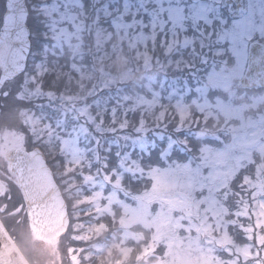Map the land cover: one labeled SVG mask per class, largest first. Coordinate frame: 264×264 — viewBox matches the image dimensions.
<instances>
[{
    "label": "rangeland",
    "instance_id": "374dc122",
    "mask_svg": "<svg viewBox=\"0 0 264 264\" xmlns=\"http://www.w3.org/2000/svg\"><path fill=\"white\" fill-rule=\"evenodd\" d=\"M243 2L244 10L237 11L225 0H125L120 10L116 0H105L110 20L96 31L100 57L117 51V57L144 68L147 94L118 92V107L100 111V121L80 103L81 96L64 95L61 99L74 106L68 129L63 121L56 128L24 113L23 120L30 119L43 135L63 139L73 187L80 178L83 185L75 190L76 221L68 246L63 239L38 242L25 214L13 217L33 264H264V92L240 88L249 44L264 41V0ZM40 9L50 19L47 35L54 47L70 46L79 57L82 0H51ZM207 29L212 35L207 41L219 44L211 53L226 50L227 59L204 69L182 53L198 51ZM132 70L112 75L102 67L97 88L127 82ZM138 109L140 123L130 130V116ZM175 113L179 119L171 123ZM107 114L110 120L104 121ZM193 133L214 141L199 146L189 160L180 155L164 166L144 168L133 155L135 149L149 152L163 139L165 156L174 148L186 151V136ZM101 142L105 149L115 145L117 162L104 159ZM243 169L238 190L232 184ZM125 172L139 174V191L127 187ZM230 197L232 209L226 203ZM106 231H118L120 240L101 243ZM236 232L244 239L234 237Z\"/></svg>",
    "mask_w": 264,
    "mask_h": 264
},
{
    "label": "trees",
    "instance_id": "16d2710c",
    "mask_svg": "<svg viewBox=\"0 0 264 264\" xmlns=\"http://www.w3.org/2000/svg\"><path fill=\"white\" fill-rule=\"evenodd\" d=\"M48 2H51V0H27L30 12L28 24L31 29L30 39L32 43L29 63L31 62L34 64L36 62H42L45 65H48L47 70H43L42 75L39 77V80L41 81V93L38 91L32 97H30L29 100V103L32 105V108H34L36 115L40 117L41 123L43 121L55 122L57 118L61 117V108L59 106L62 100H60L58 97L55 98L48 96V94L46 93L47 90H50L51 92L57 91V93H60L63 88V85H61L62 79L65 82V90L69 89V92H72V95L81 96L80 103L82 105H89V109L95 116L97 121H100L102 117V115L99 113L100 111L104 112L105 109H107V113H109L110 107L112 105H116L118 107V92L122 91L124 94L127 93L129 95H135L136 92L138 94H147L146 84L148 81V77L145 75L144 68H137V64L129 59L126 60L124 58L117 57L119 54L117 53V51H113L110 54L111 56L105 60L100 57V55L103 54V48L97 40L96 31L99 26L108 25L110 20L107 16L104 15L105 0H82L81 16L84 20L85 27V29L83 30L84 43L81 45L79 57L75 58L71 57L74 51L72 48H70V46H65L64 48L54 47V42H52L51 38L48 36L49 32L47 30L49 29L50 19H47V17L42 13L40 9L41 6L43 7V5L47 4ZM124 2L125 0H116V3L120 6V10L123 8ZM111 8H115L113 2L111 3ZM4 11L5 0H0V20ZM205 31L203 30V32L201 33L202 38H204V43L198 40L199 45L202 46L204 44L203 48H200L201 46H198V51L195 52H189L191 50H183L182 56H185L187 58L194 57L195 59H197V62L202 67H204V69H208L214 61V54L211 53V51L213 50L210 51V49L211 47H215V45L214 43H208L207 39H210L212 35L209 34L208 29ZM108 48L110 49V47ZM125 53L128 55L127 51H125ZM196 54L198 55L196 56ZM56 56H59L60 58H57ZM140 62L141 61H139V63ZM59 63L60 65L57 70L58 75H56L54 66L55 64L58 66ZM102 67L106 68L109 73H112V75H117L120 71L126 73L131 69H133L132 71L134 73L132 74V77L127 80V82L116 84L115 87L97 88L101 75L100 69ZM182 74L184 76L187 75L185 72ZM58 76H60L59 79ZM56 77L58 79L57 83ZM67 83L70 84L69 87L65 85ZM34 88L36 87L34 86ZM253 90L264 92L263 88ZM246 91L248 93H251V89H247ZM10 96L13 99L12 93H10ZM191 107L195 112L194 114L198 115V110L194 107V105H191ZM141 116L142 114L139 109L130 116L131 121L128 125V128L130 130L139 125ZM145 116L148 120L149 115L145 113ZM172 117L174 120L171 123H175L176 120L179 119L176 113ZM105 120H110L108 114L105 116L104 121ZM76 122L77 120H75V123ZM71 124H73V122H71ZM220 126L221 124H219V127ZM196 134L197 133H193L192 135L188 136L185 135L186 140L188 141L187 145H185L186 151H182L181 148H174L172 153L165 156L163 148L165 146V139H163L159 140L157 145L151 146L149 152H142L138 149H135L133 151V155L144 168L150 166H164L168 163L167 160L176 159L180 155H182L184 159L189 160L191 157L197 155L199 146L210 144L214 141L212 137H201ZM82 144L87 147V144L85 142H82ZM108 144L109 143L107 142L106 145ZM161 144H163V147H160ZM102 146L103 144L101 142L99 144V149L103 153V155H105L104 159H106L108 163L117 162L118 157L116 155L115 145H111L110 149H107V146L106 149ZM75 175L77 176L78 174L75 173ZM124 178L129 183L127 187L132 192H134L135 190L139 191L141 189L138 183V181H140L139 174L125 172ZM243 178L244 169L240 173H238L234 180V183L232 184L235 189H242L239 185L243 181ZM78 186L79 188L83 186L81 178L78 182V185H75V187H67L66 184H64L63 186V191L67 198L72 219L70 229L68 233L63 237V241L66 246L72 244L73 242L71 236L76 221V218L74 216V208L78 198V194L75 190L78 188ZM226 203L228 206H230V208L235 205L232 197L227 198ZM6 226H8L7 228L10 229L11 234L14 235L16 242L25 253V255H27V257L29 258L25 245H23V241L25 238L24 232H20V230H14V224L10 226V222L6 223ZM106 235L107 236L103 237V239L109 241L108 237H110L111 234H109L108 232L106 233ZM240 235V232H236L234 237H236L238 240L244 239Z\"/></svg>",
    "mask_w": 264,
    "mask_h": 264
},
{
    "label": "water",
    "instance_id": "95a60500",
    "mask_svg": "<svg viewBox=\"0 0 264 264\" xmlns=\"http://www.w3.org/2000/svg\"><path fill=\"white\" fill-rule=\"evenodd\" d=\"M199 1V0H193ZM229 5L241 0H226ZM26 0H6L3 29L0 34L2 81L14 78L25 69L31 49L30 29L25 23ZM249 64L241 83L244 87L264 88V44L254 42L249 48ZM11 171L23 189L30 228L34 236L51 244L66 234L70 225L68 204L53 170L40 148L17 150L8 157ZM5 186L0 182V194ZM0 264H31L0 219Z\"/></svg>",
    "mask_w": 264,
    "mask_h": 264
},
{
    "label": "flooded vegetation",
    "instance_id": "af4514ba",
    "mask_svg": "<svg viewBox=\"0 0 264 264\" xmlns=\"http://www.w3.org/2000/svg\"><path fill=\"white\" fill-rule=\"evenodd\" d=\"M261 42L264 43V41ZM224 54H226V50ZM56 57L60 58L59 56ZM71 57L73 58V55ZM226 59L227 56L225 55L222 59V64L226 62ZM59 65L60 63L58 66L56 64L54 66L56 75H58L57 70ZM47 68L48 65L42 62H36L34 64L30 62L27 70L17 77L5 81L1 80L2 72L0 70V159L2 161L0 162V179L6 184L7 189L6 194H0V217L6 223L12 221L16 214L26 212V203L23 195L20 199L19 195L15 194L13 196V194L8 193L13 187L15 189L19 187L18 181L9 167L8 157L11 152L20 149L29 151L37 147L41 148L49 160L48 162H50L49 164L54 170V173H56V177L62 188L64 184L67 187H73V178H71V176L73 177V171H68L69 163L64 155L63 139L56 135H43L39 131L40 127L36 128V124H32L30 119L29 122L28 120H23L24 113L26 115L35 114L29 100L32 97L34 86L38 84V76L42 75L43 70L46 71ZM58 79L56 77V83ZM64 83L62 79L61 85H63V88L59 96H64L65 94ZM65 85L70 86L69 83ZM12 91L15 94L13 99L10 96ZM66 92L69 93V89H66ZM60 100H62L59 106L61 108V117L57 118L55 122L48 121V124L52 127L56 126L57 128V124L63 121L67 123L66 129H68L72 125L71 122H73V116L71 114L74 112V106L65 104L64 99ZM27 122L28 124L26 125ZM42 124L44 125L46 122ZM61 125L59 124L58 126L61 127ZM11 131L16 132V134H12Z\"/></svg>",
    "mask_w": 264,
    "mask_h": 264
}]
</instances>
